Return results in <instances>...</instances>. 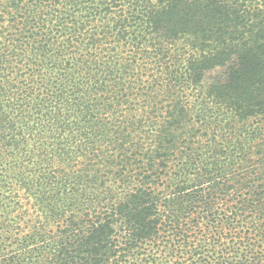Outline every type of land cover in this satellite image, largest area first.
<instances>
[{"label": "trees", "instance_id": "trees-1", "mask_svg": "<svg viewBox=\"0 0 264 264\" xmlns=\"http://www.w3.org/2000/svg\"><path fill=\"white\" fill-rule=\"evenodd\" d=\"M0 264H264V0H0Z\"/></svg>", "mask_w": 264, "mask_h": 264}, {"label": "rangeland", "instance_id": "rangeland-1", "mask_svg": "<svg viewBox=\"0 0 264 264\" xmlns=\"http://www.w3.org/2000/svg\"><path fill=\"white\" fill-rule=\"evenodd\" d=\"M224 78V73L220 70L207 72L202 82V87L220 81Z\"/></svg>", "mask_w": 264, "mask_h": 264}]
</instances>
